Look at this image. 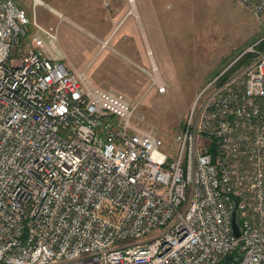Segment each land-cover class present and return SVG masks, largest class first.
I'll list each match as a JSON object with an SVG mask.
<instances>
[{"label": "built area", "instance_id": "2783aa9c", "mask_svg": "<svg viewBox=\"0 0 264 264\" xmlns=\"http://www.w3.org/2000/svg\"><path fill=\"white\" fill-rule=\"evenodd\" d=\"M218 80L171 155L54 26L0 0V264H264V52Z\"/></svg>", "mask_w": 264, "mask_h": 264}, {"label": "rangeland", "instance_id": "374dc122", "mask_svg": "<svg viewBox=\"0 0 264 264\" xmlns=\"http://www.w3.org/2000/svg\"><path fill=\"white\" fill-rule=\"evenodd\" d=\"M15 1L33 23L57 29L69 65L137 104V119L156 129L171 155L206 85L264 52V9L254 13L238 0ZM152 60L164 93L152 84Z\"/></svg>", "mask_w": 264, "mask_h": 264}, {"label": "water", "instance_id": "95a60500", "mask_svg": "<svg viewBox=\"0 0 264 264\" xmlns=\"http://www.w3.org/2000/svg\"><path fill=\"white\" fill-rule=\"evenodd\" d=\"M232 226H233V230L236 236H240V229L238 226V223L236 221V213H233V218H232Z\"/></svg>", "mask_w": 264, "mask_h": 264}, {"label": "trees", "instance_id": "16d2710c", "mask_svg": "<svg viewBox=\"0 0 264 264\" xmlns=\"http://www.w3.org/2000/svg\"><path fill=\"white\" fill-rule=\"evenodd\" d=\"M260 47H261V49H264V39L260 42ZM237 253L238 252H236L235 254H237ZM232 259H233V255H230L224 259L222 264H230Z\"/></svg>", "mask_w": 264, "mask_h": 264}]
</instances>
